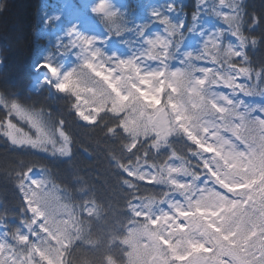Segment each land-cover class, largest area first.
<instances>
[{
    "label": "trees",
    "instance_id": "1",
    "mask_svg": "<svg viewBox=\"0 0 264 264\" xmlns=\"http://www.w3.org/2000/svg\"><path fill=\"white\" fill-rule=\"evenodd\" d=\"M63 1L0 0V100L16 101L27 110L40 114L48 126L47 130L55 136L57 147L63 144L58 133L55 135L60 121L64 122V130L71 137V156L65 157L52 156L30 147L16 148L0 135V223L7 224L6 231L11 233L17 228H24L22 220H29L20 185L23 182L24 188L22 173L32 167L46 180L43 192L52 191L54 196L60 197L61 203L76 208L77 213L85 203L94 208V214L84 218L83 227L85 234L95 242V247L85 243L73 249L67 256L68 264H105L107 257H111L114 264H121L123 253L112 240L114 237L121 239L120 234L128 226L129 204L139 205L143 201L146 210L155 214L167 205L166 202L160 203L161 200L171 201L180 195L181 190L174 187L171 180L187 184V179L192 182L193 175L199 173L200 180L194 181L195 187L199 188L205 180L201 165L204 158L196 144L179 127L165 140L153 144L145 141L140 133L134 135L119 131L118 120L108 112L101 114L96 125L85 126L79 122L73 108V104L77 103L75 97L53 87L49 82V68L44 65L53 59V68L62 70V76L75 70L80 80L93 86L92 80L95 78L80 67L84 59H90L97 66L100 62L110 64L111 60L96 45L79 58L70 62L66 60L71 47L63 39L64 35H50L55 28V7ZM75 1L83 13L94 20L117 45L131 47L136 40L145 38L156 41L162 36L161 30L165 29L170 37L166 54L157 45L149 44L150 40L146 41L149 55L156 57L151 58L152 71H161L162 68L166 71L167 65V70L183 68L196 76L203 69V63H213L215 71L200 90L205 104L209 100L215 102L221 94L220 90L213 89L212 80L221 75L229 83L239 68L251 74V79H245V89L252 93L250 96L264 100V78L259 84L256 82V73L264 71V0H225L224 4L233 7L234 12L223 14L218 19L221 40L217 42L212 38L211 46L202 47L200 52L185 49L194 14L197 17L201 15V20L211 16L208 8L197 9L198 0H121L120 7L112 0L105 1L107 11L115 13L111 17L101 16L93 12L94 7ZM165 17L168 23L162 24L161 20ZM230 38L240 47L242 60L238 59ZM180 52L185 61L179 57ZM93 53L96 55L93 56ZM162 83L163 78L152 80L149 87L154 90ZM179 99L185 107L190 108V94L187 91ZM77 106L82 110L89 108L83 101ZM234 111L237 112L236 107ZM219 117L217 112H210L190 122L195 136L202 138L208 132H214L215 128L210 124L219 125ZM7 119L9 117L0 105V120ZM11 119L35 138L34 129L15 117ZM110 128L117 131L109 133ZM205 128H208L207 132ZM137 140L139 143L129 152L127 148ZM47 147L51 150V145ZM170 168L180 171L171 172ZM122 169H130L136 174L135 188L125 185ZM151 170L159 182L152 185L141 182L140 176L152 179ZM238 176L256 183L264 179L260 174L259 177L256 174V179H249L247 174ZM24 191L31 194L25 188ZM191 200L195 201L196 196L192 195Z\"/></svg>",
    "mask_w": 264,
    "mask_h": 264
},
{
    "label": "snow or ice",
    "instance_id": "2",
    "mask_svg": "<svg viewBox=\"0 0 264 264\" xmlns=\"http://www.w3.org/2000/svg\"><path fill=\"white\" fill-rule=\"evenodd\" d=\"M219 3V12H223L225 0H219ZM203 4H206V0H200L197 9ZM107 9L105 0H98L92 10L101 16L115 15ZM196 17L194 14L193 18ZM161 23L167 24L168 18L162 19ZM80 39L84 44L91 43L83 37ZM148 43L156 45L163 44V41L150 40ZM151 58L156 59L155 56ZM44 67L54 66L45 64ZM80 67L95 78L92 80L93 86L80 80L75 70L64 73L62 77L55 70L53 75L56 76V83L53 87L75 97V114L85 124L96 125L101 114L108 112L118 120L119 131L125 134L132 132L134 135L140 133L144 135L145 141L153 144L165 140L179 127L209 157L201 160L209 179H205L199 188L194 184L201 178L199 173L193 175V181L187 184L170 181L181 190L180 195L188 203L187 209L179 201L173 203L161 200L160 203L168 204L171 212L160 209L154 214L146 210L143 201L139 205L129 204L128 226L120 234L121 239L114 237L112 240L123 253L121 264H264V179L251 187L230 179L238 174H247L249 179H256L257 172L264 176V105L236 112L235 105L229 109L211 100L205 104L200 90L208 82V72L202 69L201 77L185 72L183 68L167 70V65L166 71L141 74L131 60L119 61L118 68H130L135 77L133 79L113 76L112 71L115 70L103 69V66L93 64L90 59H84ZM240 72L251 79L249 71L240 69ZM161 78L163 83L159 87L154 90L149 87L152 80L159 81ZM262 78L264 71L256 73L257 84ZM211 83L216 84V80ZM224 83L228 86V81ZM239 87L246 95L252 94L245 86ZM185 91L190 94V108L185 107L179 99ZM219 99L233 104L222 93ZM81 101L89 108L82 110L78 107ZM0 105L9 117L0 120V135L6 138V142L16 148L30 147L52 156H71V137L64 130L63 121L55 129V135L58 133L63 141L57 147L55 136L47 130L48 126L40 114L27 110L16 101L0 100ZM210 112L221 113L219 118L222 123L210 124V127L215 128L212 137L217 144H210L195 136L190 126V122ZM12 117L34 129L35 138L18 127ZM108 131L114 133L117 129L110 128ZM204 131L207 132L208 128ZM221 132L230 135L225 137ZM137 143L139 140L127 150L131 152ZM48 145H51V150ZM222 167L227 171H221ZM33 171L29 167L22 173L25 180L30 181L31 194L24 191L23 182L20 185L23 203L31 214L27 222L21 221L24 228H17L10 233L6 231L8 225L0 223V229L3 230L0 231V264H68L67 256L73 249L85 243L95 247V242L89 239L83 227L84 218L92 216L94 208L85 203L77 213L76 208L61 203L60 197L54 196L52 191H37L46 180L32 178ZM40 171L43 173L44 170ZM170 171L180 170L170 168ZM121 174L125 177V185L136 187L137 176L132 170L122 169ZM139 179L148 185L159 182L155 176L152 179L140 176ZM209 180L212 187H208ZM236 192L240 193V199L234 198ZM192 195L196 196L195 201L191 200ZM105 264H114V261L107 257Z\"/></svg>",
    "mask_w": 264,
    "mask_h": 264
},
{
    "label": "rangeland",
    "instance_id": "3",
    "mask_svg": "<svg viewBox=\"0 0 264 264\" xmlns=\"http://www.w3.org/2000/svg\"><path fill=\"white\" fill-rule=\"evenodd\" d=\"M108 1V0H105ZM115 2V5L117 7H120L121 1L120 0H112ZM149 1H157V0H149ZM200 3V0H198ZM78 2H81L82 4H85L86 6L95 7V5L98 3V0H78ZM206 8L209 9L211 16L207 17V19L200 20V17L195 19L192 27L188 33V41L185 45V49L190 50H196L198 47L203 46H211L212 38H214L216 41H220V34H219V23L218 19L223 15H230L234 12L233 7H228L225 4L223 5V12H219V9L221 8V5L218 0H206V4H203L200 6V10H206ZM54 18H53V25L54 30L51 32V36L56 35L58 33L63 34V39L68 42L70 45L72 51L70 52L69 58H79L82 53L90 51L92 49L93 45H96L100 47L106 55L111 56L109 59L113 62L111 64L106 63H99V66H103V69H106L108 71H112L113 76H123V77H135L133 76V73L130 68L121 70L118 68V62L119 61H127L131 60L139 69L141 74L149 73L152 70V60L148 52L146 41L150 40L149 38H145V40H137L132 47H118L116 44L112 43L110 39H108L102 29L95 24L93 21H91L88 17H86L82 11L79 9V7L76 4L75 0H64L60 5L55 7L54 10ZM72 30L71 32L69 30ZM80 37H83L84 39L90 40L91 43L84 44ZM158 41H163V44H156L161 52L165 53L170 44V38L165 34V32L162 33V37ZM59 47L62 45H58ZM238 50V49H237ZM75 52V55H74ZM180 58L182 61H185L184 57L180 55ZM115 62V63H114ZM53 59L49 61V65H53ZM49 68V82L52 84L56 83V76L53 75V72L56 70L53 67ZM206 72H208V79L211 75V72H213L214 66L213 64H205L204 68L202 69ZM62 70H58L57 75L62 77L61 74ZM202 72H198L197 77H201ZM246 76H244L240 70L234 73L233 80L228 86H225L224 80L221 77H218L216 80V84H213L215 89H220L221 93L227 96L229 99L232 100L233 104H236L238 112H245L246 109H252L260 105H264V103L252 101L248 95L245 94L244 91L241 90V87L245 84L243 83V80ZM241 102H243L241 104ZM214 103L217 105H220L224 108H230L231 105L227 104L224 100L218 99ZM219 113V112H217ZM221 114V113H219ZM78 120L80 123H82L85 126H89L85 124L83 121H81L79 118ZM219 124L221 123L220 119L217 120ZM222 133V132H221ZM225 137L229 136V134H225ZM203 140L207 141L210 144H217V141L215 138L212 137V132H208L207 135H205ZM243 145H241V148ZM225 151L227 150V145L224 146ZM199 154L202 158L207 159L209 158L208 155L202 151L199 148ZM221 171H227L223 167L221 168ZM257 174V173H256ZM32 178L35 179H41V175L37 171H33ZM205 179H209V177L206 175ZM233 181H241L246 187H251L252 184H255V182H249L245 180L244 178H241L237 175H233L230 177ZM211 181L209 180L208 187H212ZM25 188L28 191H31L30 188V181L25 180ZM38 190H45L44 184L41 186ZM240 193L236 192L234 198L240 199ZM184 198L178 197L173 203L179 201L180 204L187 209L186 203L183 200ZM27 207V206H26ZM165 211L171 212V209L169 206H165ZM29 215H31L29 213ZM0 231H3L0 229Z\"/></svg>",
    "mask_w": 264,
    "mask_h": 264
}]
</instances>
